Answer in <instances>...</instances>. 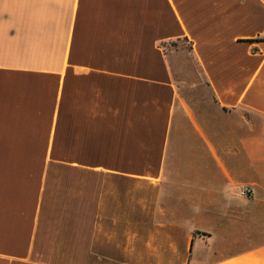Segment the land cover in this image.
<instances>
[{"label": "crops", "instance_id": "1", "mask_svg": "<svg viewBox=\"0 0 264 264\" xmlns=\"http://www.w3.org/2000/svg\"><path fill=\"white\" fill-rule=\"evenodd\" d=\"M0 264H264V0H0Z\"/></svg>", "mask_w": 264, "mask_h": 264}, {"label": "rangeland", "instance_id": "2", "mask_svg": "<svg viewBox=\"0 0 264 264\" xmlns=\"http://www.w3.org/2000/svg\"><path fill=\"white\" fill-rule=\"evenodd\" d=\"M165 48L167 52H169L172 46L167 45ZM179 48H182L183 50L186 49L184 44H179ZM178 53L181 55H174V58L171 56L178 83H202L203 80L201 79L196 65L190 60L188 56L185 55V53ZM183 91L186 90L183 89ZM186 93H189V90H187Z\"/></svg>", "mask_w": 264, "mask_h": 264}, {"label": "built area", "instance_id": "3", "mask_svg": "<svg viewBox=\"0 0 264 264\" xmlns=\"http://www.w3.org/2000/svg\"><path fill=\"white\" fill-rule=\"evenodd\" d=\"M241 196H249L250 195V190L248 188L242 189L240 191Z\"/></svg>", "mask_w": 264, "mask_h": 264}, {"label": "trees", "instance_id": "4", "mask_svg": "<svg viewBox=\"0 0 264 264\" xmlns=\"http://www.w3.org/2000/svg\"><path fill=\"white\" fill-rule=\"evenodd\" d=\"M168 45H171V46H176V42H171L169 43ZM166 46V45H163V47Z\"/></svg>", "mask_w": 264, "mask_h": 264}]
</instances>
